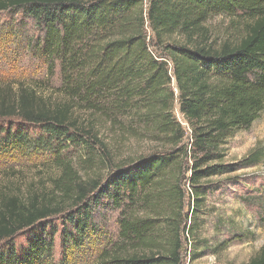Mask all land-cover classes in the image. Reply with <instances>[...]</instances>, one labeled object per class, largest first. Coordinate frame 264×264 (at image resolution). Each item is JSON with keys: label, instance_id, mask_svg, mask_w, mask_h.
Here are the masks:
<instances>
[{"label": "trees", "instance_id": "trees-1", "mask_svg": "<svg viewBox=\"0 0 264 264\" xmlns=\"http://www.w3.org/2000/svg\"><path fill=\"white\" fill-rule=\"evenodd\" d=\"M144 1L0 0L12 26L14 15L32 24L26 51L46 66L40 78L0 79V158L46 152L60 170L46 187L0 190V264H42L54 216L66 221V249L113 211L118 236L98 264H183L184 234L219 184L210 180L264 164V145L222 162L233 132L264 113V0ZM217 16L230 24L221 37L206 27ZM127 136L160 148L115 162ZM99 160L111 171L85 178ZM29 230L38 234L19 250L14 239ZM241 264H264V244Z\"/></svg>", "mask_w": 264, "mask_h": 264}, {"label": "rangeland", "instance_id": "rangeland-1", "mask_svg": "<svg viewBox=\"0 0 264 264\" xmlns=\"http://www.w3.org/2000/svg\"><path fill=\"white\" fill-rule=\"evenodd\" d=\"M144 2L147 7L149 0ZM20 18V15H14L15 23L12 26L10 22L12 17L7 13L0 15V79L40 78L45 72L46 66L29 56L26 51L28 37L30 36L32 40V36L37 33L32 31L34 28L29 21L19 23ZM26 24H29V34L23 37H13L10 34L11 31H18L17 29L26 31ZM229 26V20L225 16L214 17L206 24L213 37L224 36L230 30ZM147 32L149 37L153 36L149 26H147ZM241 34L242 32L235 33L234 36ZM174 38L177 42L185 43L183 37L175 36ZM23 46L24 49L21 50ZM173 112L188 130L178 104ZM189 135L190 133L187 132V137ZM118 137H116L117 140H120ZM120 143L121 145L116 144L120 148L117 149L119 153L115 162L121 159L138 158L153 149L160 148L148 139L138 140L130 136L126 137L125 142L120 140ZM258 145H264V113L249 129L233 132L222 162L238 163ZM81 152L71 148L65 151L76 163L81 162V155L85 154ZM51 157L49 153L41 152L16 153L13 156L0 158V190L15 193L27 192L33 184L42 186L39 183H44L46 187L48 178L58 176L60 173V170L52 165ZM110 171V165L106 166L104 161L99 160L95 161L83 176L102 179ZM210 181L219 184L215 190L212 188L208 193L200 212L193 215L194 231L190 233V236L186 234L187 231L184 234L183 264L248 262L264 244V164L239 168L226 175L214 177ZM97 221L99 223L97 234H84L79 241L80 244L72 243L73 245L64 249L61 233L63 224H66L65 219L62 215H57L48 220V223L54 227L51 231L56 232L52 239L53 245L50 246L52 248L46 252L42 264H98L97 257L102 249L117 239V212L106 213L103 218H97ZM37 234V231L30 230L18 234L14 239L15 247L19 250L26 249ZM226 239L233 241L226 246L220 245ZM3 243L0 242V245L3 246Z\"/></svg>", "mask_w": 264, "mask_h": 264}]
</instances>
